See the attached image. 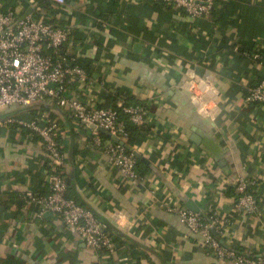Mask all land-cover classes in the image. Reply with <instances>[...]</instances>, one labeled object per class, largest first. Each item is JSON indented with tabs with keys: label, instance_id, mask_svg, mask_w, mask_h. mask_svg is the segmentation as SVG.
Instances as JSON below:
<instances>
[{
	"label": "crops",
	"instance_id": "0c3cea01",
	"mask_svg": "<svg viewBox=\"0 0 264 264\" xmlns=\"http://www.w3.org/2000/svg\"><path fill=\"white\" fill-rule=\"evenodd\" d=\"M43 1L0 0V10L43 16L38 10ZM162 3L66 0L45 16L72 28L63 48L87 65L84 84L70 86L69 94L76 91L97 107L148 109L145 139L129 146L127 135L118 137L140 155L144 165L136 166L144 178L125 179L93 144L92 127L54 102L5 108L0 113V264H231L200 246L166 210H191L189 201L203 217L229 219L224 246L247 255L264 253V104L245 100L248 88L264 82V0H216L210 17L196 19ZM193 77L211 84L212 92L201 98L214 104L211 111L192 103L198 95ZM43 113L59 128L67 193L110 224L114 234L137 244L135 256L125 247L100 255L55 214L38 218L37 205L18 204L26 191H49L45 153L29 129L2 121L11 116L29 121ZM194 132L220 145L223 165L190 139ZM239 178L252 183L253 213L234 207L232 187Z\"/></svg>",
	"mask_w": 264,
	"mask_h": 264
},
{
	"label": "built area",
	"instance_id": "2783aa9c",
	"mask_svg": "<svg viewBox=\"0 0 264 264\" xmlns=\"http://www.w3.org/2000/svg\"><path fill=\"white\" fill-rule=\"evenodd\" d=\"M32 3L35 0H31ZM37 1V0H36ZM57 11L65 6L66 0H49ZM184 11L191 18L210 17L216 0H154ZM39 10V7H38ZM55 16L59 13L55 12ZM38 12L18 16L13 10H0V113L12 105L28 106L37 101L54 102L92 127L91 140L103 148L109 162L115 165L121 175L132 182L141 181L136 171V156L126 150L125 145L112 140L104 141L99 129L123 138L126 135L123 113L133 124L140 125L148 120V109L143 105L119 104L116 109L88 105L76 91L69 94L70 86L82 87L86 71L75 63V57L63 49L69 41L72 28L59 26L45 19ZM264 62V57H263ZM245 100L264 104V82L248 88ZM201 103L206 101L201 99ZM1 123V122H0ZM2 123L16 124L29 129L41 142L45 153L47 193L26 191L20 198L29 205H37L35 216L41 218L46 212L55 214L64 227L74 233L92 251L101 248L114 252L106 225L94 213L67 196V182L64 175V153L57 141L58 125L47 113L29 121L11 116ZM251 182L239 178L235 182L237 199L234 207L238 211L253 213L256 200L247 192ZM175 213L190 233L198 237L200 246L209 250L216 258L231 264H264V253L247 255L226 247L221 239L228 235L229 219L213 214H202L182 207L167 206Z\"/></svg>",
	"mask_w": 264,
	"mask_h": 264
},
{
	"label": "trees",
	"instance_id": "16d2710c",
	"mask_svg": "<svg viewBox=\"0 0 264 264\" xmlns=\"http://www.w3.org/2000/svg\"><path fill=\"white\" fill-rule=\"evenodd\" d=\"M159 4L161 5V3H159ZM39 10L43 12V14H44L43 16L44 17L47 16V15H51L54 12V8L52 6V2L49 1V0H45V1L41 2L40 5H39ZM51 22L53 23V21H51ZM72 34H73V31L71 33V36H72ZM71 36H70V38H71ZM242 51H243V49L240 50V52H242ZM75 63L78 64L80 67H82L84 70L87 68V65H85L83 61H81L80 59H77L76 57H75ZM113 108L116 109L117 107L114 106ZM119 117H120V119H122L124 121L125 132H126V135H127V141L126 142H127V144L129 146H132L134 144V142H136V141H138L140 139H145L146 138V136L149 133V127L147 126L146 123H143V124H140V125L133 124L131 121L128 120V117L125 114L121 113V112L119 113ZM99 135L104 141L111 140L107 135H105V134H103L101 132H99ZM126 150L130 152V150L128 148H126ZM137 164H143L144 165V163H142L140 159L136 158V165ZM45 169H46V167H45ZM136 171H137V166H136ZM137 173L140 176V178H142V179L144 178V173L143 172L137 171ZM67 186H68V184H67ZM251 186H252V183H250L247 186V192L250 193V194H252V192L250 191L251 190ZM232 189H233L232 200L236 201L237 194L235 193V187H232ZM67 191H68V188H67ZM67 196L70 197L68 193H67ZM18 202H19L18 204H20V205H22L24 203V201L21 198L18 199ZM256 206H257V200H256ZM111 228L112 227H111L110 224H106L107 235L109 237H111V242L113 243L114 251H116L119 248L125 247L126 248L125 250H128L131 253H133L132 254L133 256H135V254H138L137 249L135 250L137 244L130 242L129 239L127 237H125L123 235V233H121L119 231H117V233L114 234V232L111 230ZM98 253L100 255L101 254L102 255H104V254L110 255L113 252H110L106 248H101L100 251H98ZM1 262L6 263L3 260H1Z\"/></svg>",
	"mask_w": 264,
	"mask_h": 264
},
{
	"label": "water",
	"instance_id": "95a60500",
	"mask_svg": "<svg viewBox=\"0 0 264 264\" xmlns=\"http://www.w3.org/2000/svg\"><path fill=\"white\" fill-rule=\"evenodd\" d=\"M100 132L108 134L114 142L123 144L117 136L111 135L108 131L99 129ZM190 139L197 145H200L205 151H207L214 159L218 160L219 165H223L224 161L222 160V149L220 145L210 136V135H201L199 133H192ZM136 157H140L138 153H134ZM188 207L194 211L200 213L198 207L192 202H188Z\"/></svg>",
	"mask_w": 264,
	"mask_h": 264
},
{
	"label": "clouds",
	"instance_id": "9594fccd",
	"mask_svg": "<svg viewBox=\"0 0 264 264\" xmlns=\"http://www.w3.org/2000/svg\"><path fill=\"white\" fill-rule=\"evenodd\" d=\"M193 84L196 86V88L198 90V95L191 97L192 103L200 104L201 111H211L214 108L213 103H211V102H209L207 104L201 103V98L212 92L211 84L206 83L204 81L196 80L194 77H193ZM187 91H189V87H188Z\"/></svg>",
	"mask_w": 264,
	"mask_h": 264
}]
</instances>
